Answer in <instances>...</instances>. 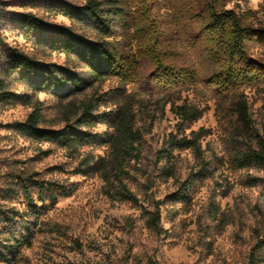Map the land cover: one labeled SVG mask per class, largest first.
Segmentation results:
<instances>
[{"label": "rangeland", "instance_id": "obj_1", "mask_svg": "<svg viewBox=\"0 0 264 264\" xmlns=\"http://www.w3.org/2000/svg\"><path fill=\"white\" fill-rule=\"evenodd\" d=\"M1 1L5 45L0 48V92H10L12 99L0 96V210L16 214L13 230L18 237L28 236L29 242L10 250L7 246L15 239L1 224L0 253L7 259L0 255V264H243L252 255L264 264V165H236L246 148L232 108L233 92L220 96L211 91L208 99L191 91L161 92L150 77L151 61L136 49L132 27L142 24L148 7L162 20L171 46L206 68L205 47L195 35L201 0H119L125 14L106 38L116 40L126 55L136 56L134 77L127 81L106 73L109 63L95 50L98 32L60 11L62 3L82 5L87 0ZM227 8L251 10L255 24L264 26V0H231ZM27 13L43 20L45 29L31 31L24 22ZM10 48L33 57L38 65L53 63L75 72L82 84L78 89L67 84L42 88L39 77L24 78L12 71ZM251 55L264 58V49L254 44ZM245 95L253 131L262 135L264 86L246 88ZM184 101L198 104L202 115L178 135L204 129L203 161L190 149H174L158 161L157 151L177 132L172 106ZM90 102L94 123L77 127L75 121ZM124 109L134 115L133 126L142 139L139 156L126 160L116 175L107 141L113 122L98 115H117ZM33 110L40 114V127L61 130L70 124L96 134L95 139L76 148L36 141L13 127ZM165 164L172 175L160 172ZM18 176L53 182L69 193L42 202L32 187L31 205ZM123 187L139 202L123 199ZM157 200L161 232L147 221Z\"/></svg>", "mask_w": 264, "mask_h": 264}, {"label": "trees", "instance_id": "obj_2", "mask_svg": "<svg viewBox=\"0 0 264 264\" xmlns=\"http://www.w3.org/2000/svg\"><path fill=\"white\" fill-rule=\"evenodd\" d=\"M230 1L201 0V9L195 15L199 23L198 33L195 35L205 47L207 65L204 69L199 67L191 56L171 46L170 37L161 26L162 20L155 19L156 16L154 17V14L148 11V7L145 12H142L144 19L142 24L132 27L133 36L136 37L137 51L146 56L154 67L150 77L157 90L166 94L191 91L195 96L206 97V99L210 97L207 95H210L211 91L218 92L220 96L233 92L232 108L240 124V133L244 136L242 141L246 148L235 159L236 165L239 168L259 166L264 165V132L260 135L253 131L245 89L264 86V58L254 59L251 55L254 44L264 49V26L255 24L251 10L239 12L233 8H227ZM59 8L61 13L69 16L70 19L90 24L101 36L95 44V50L109 63L107 74H116L124 81L133 79L134 67L137 65L136 56L126 55L127 51L121 50L116 40L106 38L111 35L115 20L125 14L119 5V0H87L82 5L62 3ZM2 11L3 2L0 0V13ZM24 22L31 31L45 29V22L32 13L25 14ZM4 45L0 35V48ZM67 47L74 49L70 42L67 43ZM9 51L12 71L24 78L39 77L42 88L52 90L67 84L73 89H78L82 84V79L75 72H70L53 63L38 65L33 57L16 48H10ZM0 96L12 99L8 91L2 90ZM172 109L178 117L177 132L170 133L164 145L157 151L158 161L169 157L174 149H190L198 160L203 161L201 137L204 129L193 130L188 135L185 133L178 135L186 124L197 120L202 115V108L196 103L184 101L182 104H173ZM92 110V102L84 104L80 117L75 121L77 127L90 126L94 123ZM99 115L101 120L108 119L113 122L114 131L108 135L107 141L113 150L114 157L111 164L117 175L118 171L123 170L126 160L139 156L142 134L134 128V115L127 109L119 111L117 115L113 111L102 112ZM39 123L40 114L37 110H33L24 121L14 122L13 127L36 141L50 142L68 148L89 144L96 136L89 130L81 131L70 124L61 130H53L40 127ZM0 126L3 124L0 123ZM160 172L167 176L172 175L168 164L161 166ZM18 178L25 198L31 205L34 203L32 187L37 189V198L42 202L46 199L54 200L57 194L68 195L69 193L65 187L53 182L45 183L32 176H18ZM119 193L125 200L139 202L138 197L126 187H123ZM180 196L184 197V194L180 193ZM148 215L149 226L161 232L163 228L159 200L155 202L154 210ZM15 216L14 213L9 214L0 210V225L3 224L4 229L13 235L11 238L15 239L13 244L9 242L7 246L10 250L23 241L29 242L28 236L21 233L18 237L14 232ZM262 242L264 243V237ZM0 255L7 259L4 252ZM261 261L260 257L252 255L243 264H261Z\"/></svg>", "mask_w": 264, "mask_h": 264}]
</instances>
